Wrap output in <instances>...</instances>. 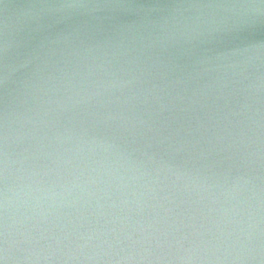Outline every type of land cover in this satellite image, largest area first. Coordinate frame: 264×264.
<instances>
[{"label":"water","instance_id":"95a60500","mask_svg":"<svg viewBox=\"0 0 264 264\" xmlns=\"http://www.w3.org/2000/svg\"><path fill=\"white\" fill-rule=\"evenodd\" d=\"M0 264H264V0H0Z\"/></svg>","mask_w":264,"mask_h":264}]
</instances>
